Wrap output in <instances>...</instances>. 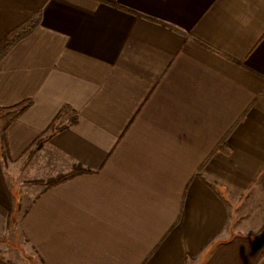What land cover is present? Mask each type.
I'll return each mask as SVG.
<instances>
[{
  "label": "crops",
  "instance_id": "1",
  "mask_svg": "<svg viewBox=\"0 0 264 264\" xmlns=\"http://www.w3.org/2000/svg\"><path fill=\"white\" fill-rule=\"evenodd\" d=\"M37 14L0 61V107L33 100L10 164L78 119L20 210L0 163V264H264V0H0V41Z\"/></svg>",
  "mask_w": 264,
  "mask_h": 264
},
{
  "label": "trees",
  "instance_id": "2",
  "mask_svg": "<svg viewBox=\"0 0 264 264\" xmlns=\"http://www.w3.org/2000/svg\"><path fill=\"white\" fill-rule=\"evenodd\" d=\"M40 23V15L37 14V16H34L30 20L26 21L25 23L19 25L18 27L11 30L9 33H7L0 41V61L4 58V56L9 52V50L19 41L25 39L28 37L35 27ZM33 100L27 99L25 101H22L21 103H18L17 105H13L10 107H0V113L1 115L7 114L9 115L8 119L5 121L4 125L0 129V163L1 166L5 165V167H9L10 162L12 161L8 146L6 144V129L8 125L21 116V114L28 109L32 105ZM71 114V116L67 119V122H64V118L66 114ZM78 119V112L76 109L72 108L70 105H63L57 115L53 118L49 126L43 130V132L40 134V136L32 143V145L29 147V150H27L28 153H33V151L39 150L47 142L49 139L57 132L62 131L69 126L75 124ZM56 153H54L52 156H49V154L46 156L49 158V160L56 164V159H60V154L54 149ZM215 151H220L225 154H229L231 151V148L229 147L227 143V137L225 136L215 147ZM56 155L57 157H55ZM3 160V161H2ZM49 167V165H47ZM77 167V168H76ZM74 169L79 172L81 171V166L77 165L74 166ZM75 173H69L66 176L69 177ZM60 176H56V179H52L51 183L54 184L59 182L58 180ZM61 178H64L61 176Z\"/></svg>",
  "mask_w": 264,
  "mask_h": 264
},
{
  "label": "rangeland",
  "instance_id": "3",
  "mask_svg": "<svg viewBox=\"0 0 264 264\" xmlns=\"http://www.w3.org/2000/svg\"><path fill=\"white\" fill-rule=\"evenodd\" d=\"M9 115L0 113V129L4 125L5 121L8 119ZM36 153V157L33 159L19 161L17 164L12 165L11 169L12 172H8L10 179H14L13 182H15V186L18 188L17 192V203H18V210L22 209L24 205L28 203V196L31 195V192H33L32 195H35L38 189L41 187V181L48 178L49 175L51 177L56 174L55 171H51L50 168H63V170L67 169L68 162L63 161V159H56V164L54 161H50L46 156L49 154V156H52L54 153H56L54 150L49 149L47 146L40 148ZM57 157L56 155H54ZM3 161V160H2ZM64 162V163H63ZM50 168H48V166ZM32 167V168H29ZM5 170H9L10 167H5L3 165ZM16 168H23L21 171H16ZM25 169H34L36 172L34 174L27 172H24ZM14 170V171H13ZM6 173V176L8 177V174ZM13 174V175H12ZM9 184L10 180H9ZM14 186V187H15ZM28 191V192H27ZM21 251H24V248L20 247ZM18 251V250H17Z\"/></svg>",
  "mask_w": 264,
  "mask_h": 264
}]
</instances>
